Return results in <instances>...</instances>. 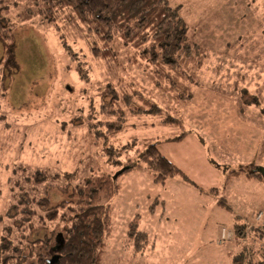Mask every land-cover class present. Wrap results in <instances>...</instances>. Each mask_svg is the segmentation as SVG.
<instances>
[{
  "label": "rangeland",
  "instance_id": "rangeland-1",
  "mask_svg": "<svg viewBox=\"0 0 264 264\" xmlns=\"http://www.w3.org/2000/svg\"><path fill=\"white\" fill-rule=\"evenodd\" d=\"M169 3L179 6L188 37L200 47L184 74L166 66L158 75L154 65L119 40L115 60L99 62L89 55L84 30L71 20L79 57L88 54L91 65L87 80L76 73V60L66 59L54 26L35 18L17 22L19 69L0 81V235L6 225L12 234L26 226L30 240L50 237L55 247L65 229L59 218L64 208L53 220L49 209L75 198V183L107 173L116 176L118 186L108 199L111 226L101 264H233V253L242 259L241 248L246 253L242 264L256 263L258 230L249 226L245 234L243 227L237 235L233 221L264 212V175L232 176V170L264 168V0ZM168 73L179 83L172 86ZM106 76L119 96L139 91L162 111L133 114L124 105L123 128L97 135L87 114L93 106L99 114L98 102L93 105L91 99ZM134 100L142 103L136 95ZM153 140L193 184L180 182V175L154 182L146 164L121 172ZM110 147L117 156L109 154ZM34 169L47 170L46 180L34 184ZM208 180L214 181L215 192L206 194ZM40 196L48 199L46 207L36 203ZM24 208L32 217L20 224ZM137 214L139 228L147 233L143 252L134 251L129 236ZM223 226L232 238L221 244ZM246 246L256 253L250 251L249 257ZM55 255L52 251L48 258Z\"/></svg>",
  "mask_w": 264,
  "mask_h": 264
},
{
  "label": "trees",
  "instance_id": "trees-1",
  "mask_svg": "<svg viewBox=\"0 0 264 264\" xmlns=\"http://www.w3.org/2000/svg\"><path fill=\"white\" fill-rule=\"evenodd\" d=\"M34 18L40 24L55 27L59 32V42L66 59L68 62L76 60V73L87 80L90 78L88 71L91 65L86 60L88 54L83 58L79 57L81 52L77 49L74 31L68 26L71 20L84 30L82 32L88 41L84 42L89 49V55L103 63L107 58L115 60L117 53L114 42L118 40L129 45L135 56L154 65V70L160 76L166 66L182 72L184 66L200 51L199 45L188 37L187 25L181 17L179 6L170 4L169 0H0V81L3 82L19 69L16 58L17 22L32 21ZM167 76L172 86L179 83L175 76ZM135 95L142 103L134 100ZM96 101L99 106L97 113L101 117H97L93 106V113L87 114V118L88 124L95 128L97 135H113L123 128L126 116L122 108L124 105L133 114H156L162 111L153 100L144 99L139 91L134 95L122 92L119 96L108 76L105 82H98L95 86V97L91 99V104L94 105ZM168 115L171 120H176ZM184 135L185 133L175 135L173 139H180ZM110 150L111 156L116 155V149L110 147ZM115 162L120 163V160L115 159ZM142 164L152 170L154 182L163 183L166 178L176 175L190 181L180 167L160 152L157 140L148 142L144 149L138 151L137 158L124 166L121 172ZM46 171L34 169L31 177L33 183L45 181L48 175ZM241 172L248 176L262 177L258 170H232L233 174ZM117 186L116 176L107 173L75 183L71 193L75 198L71 197L70 201H63L47 212L48 219L53 220L57 218L60 208H64L59 218L64 221L65 229L55 247L51 245L50 237L30 240L24 233L26 226L12 234L6 225L0 235V264H101L105 236L111 226L108 199L115 194ZM47 200L40 196L36 203L46 207ZM20 202L27 203L28 200L20 199ZM22 211L26 215L22 217L20 224L32 217L30 210L24 208ZM139 217L137 214L130 221L129 236L132 238L134 251L143 252L147 233L139 228ZM27 226L30 228L32 224L27 223ZM243 227V223L237 221L233 224L237 235ZM36 244L40 250H35ZM52 251L56 255L50 259L48 256ZM245 256L246 253L241 248L242 260Z\"/></svg>",
  "mask_w": 264,
  "mask_h": 264
},
{
  "label": "built area",
  "instance_id": "built-area-1",
  "mask_svg": "<svg viewBox=\"0 0 264 264\" xmlns=\"http://www.w3.org/2000/svg\"><path fill=\"white\" fill-rule=\"evenodd\" d=\"M244 228H245V234L248 233V229L247 227H251L253 226V228L255 230H258V234L255 236L256 240L259 241V243L257 244V246L259 247V253L257 252V254H255L254 259L252 260H256V263L253 264H264V220H263V213L261 211L256 212L255 216H254V220H249V221H245L243 223ZM232 238V231L226 227H222L220 230V235L219 238L217 239V241L219 243H222L224 241H228L231 240ZM247 253L251 252H255L256 250L250 246H246ZM251 252L248 255L249 257H251ZM258 255V256H257Z\"/></svg>",
  "mask_w": 264,
  "mask_h": 264
},
{
  "label": "crops",
  "instance_id": "crops-1",
  "mask_svg": "<svg viewBox=\"0 0 264 264\" xmlns=\"http://www.w3.org/2000/svg\"><path fill=\"white\" fill-rule=\"evenodd\" d=\"M188 136H192L191 135V133H188ZM157 147L159 148V150H160V152L163 154V152L161 151V149H160V147H159V141H157ZM164 155V154H163ZM165 157H167L170 161H172L173 163H175L170 157H168V156H166V155H164ZM176 164V163H175ZM177 165V164H176ZM179 167V166H178ZM181 169V168H180ZM182 171H184L183 169H182ZM184 173H185V171H184ZM242 173H244L245 174V172H242ZM186 174V173H185ZM239 174V173H238ZM234 174H232V176H233ZM237 175V174H236ZM235 175V176H236ZM246 175V174H245ZM246 176H248V175H246ZM170 179H174V178H176V179H174V180H177L178 178L177 177H169ZM188 178L190 179V181H188V180H184L182 177H180V179H178V180H180V182H186V183H191V184H193L194 183V180H192L190 177H189V175H188ZM248 178H252V176H248ZM255 178H257V177H255ZM166 180H168V178H166ZM208 182V184H209V186L208 187H206L205 188V190H204V192L206 193V194H208V193H213V192H215V187H214V185H213V183H214V181H212V183L208 180L207 181ZM200 189V188H199ZM201 191H202V189H200ZM163 202H164V200H163ZM262 213H263V215H264V212L263 211H261ZM264 217V216H263ZM248 219V218H247ZM246 218H244L243 220H240V219H237V218H235V220L233 221V224H234V222H239V223H243V222H245V220H247ZM249 220H254V218L253 219H249ZM218 238H219V236H218ZM217 238V239H218ZM222 244V243H221ZM235 253H233L232 254V263L233 264H242L243 263V261H242V259H236L235 258V255H234Z\"/></svg>",
  "mask_w": 264,
  "mask_h": 264
},
{
  "label": "water",
  "instance_id": "water-1",
  "mask_svg": "<svg viewBox=\"0 0 264 264\" xmlns=\"http://www.w3.org/2000/svg\"><path fill=\"white\" fill-rule=\"evenodd\" d=\"M255 170H258L259 172H261L264 175V168L259 167V168H256Z\"/></svg>",
  "mask_w": 264,
  "mask_h": 264
}]
</instances>
